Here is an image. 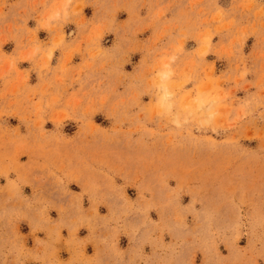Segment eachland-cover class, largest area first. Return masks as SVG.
Wrapping results in <instances>:
<instances>
[{"label":"rangeland","instance_id":"1","mask_svg":"<svg viewBox=\"0 0 264 264\" xmlns=\"http://www.w3.org/2000/svg\"><path fill=\"white\" fill-rule=\"evenodd\" d=\"M0 264H264V0H0Z\"/></svg>","mask_w":264,"mask_h":264}]
</instances>
